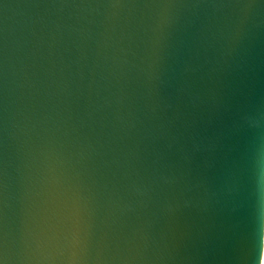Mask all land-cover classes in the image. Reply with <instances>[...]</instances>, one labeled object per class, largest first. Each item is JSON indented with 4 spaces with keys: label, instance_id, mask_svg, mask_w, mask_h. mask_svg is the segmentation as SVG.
<instances>
[{
    "label": "water",
    "instance_id": "1",
    "mask_svg": "<svg viewBox=\"0 0 264 264\" xmlns=\"http://www.w3.org/2000/svg\"><path fill=\"white\" fill-rule=\"evenodd\" d=\"M264 0H0V264H260Z\"/></svg>",
    "mask_w": 264,
    "mask_h": 264
},
{
    "label": "bare ground",
    "instance_id": "2",
    "mask_svg": "<svg viewBox=\"0 0 264 264\" xmlns=\"http://www.w3.org/2000/svg\"><path fill=\"white\" fill-rule=\"evenodd\" d=\"M260 264H264V239H263V249H262V257H261Z\"/></svg>",
    "mask_w": 264,
    "mask_h": 264
}]
</instances>
